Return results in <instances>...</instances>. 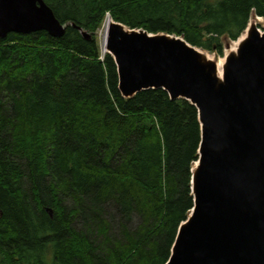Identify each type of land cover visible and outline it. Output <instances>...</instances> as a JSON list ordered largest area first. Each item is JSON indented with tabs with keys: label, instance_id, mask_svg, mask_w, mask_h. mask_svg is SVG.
Listing matches in <instances>:
<instances>
[{
	"label": "trees",
	"instance_id": "obj_1",
	"mask_svg": "<svg viewBox=\"0 0 264 264\" xmlns=\"http://www.w3.org/2000/svg\"><path fill=\"white\" fill-rule=\"evenodd\" d=\"M44 1L61 37H0V264H166L194 206L198 109L123 96L98 32L109 16L221 53L264 0Z\"/></svg>",
	"mask_w": 264,
	"mask_h": 264
},
{
	"label": "water",
	"instance_id": "obj_2",
	"mask_svg": "<svg viewBox=\"0 0 264 264\" xmlns=\"http://www.w3.org/2000/svg\"><path fill=\"white\" fill-rule=\"evenodd\" d=\"M38 30L61 37L65 26L44 0H0V37ZM245 31L220 75L218 61L180 35L109 23L104 50L123 96L163 88L198 109L194 206L166 264H264V30L249 22Z\"/></svg>",
	"mask_w": 264,
	"mask_h": 264
},
{
	"label": "rangeland",
	"instance_id": "obj_3",
	"mask_svg": "<svg viewBox=\"0 0 264 264\" xmlns=\"http://www.w3.org/2000/svg\"><path fill=\"white\" fill-rule=\"evenodd\" d=\"M256 16L257 15L253 14L251 19H250V22L255 24L256 23V18H257ZM259 17H261V16H259ZM107 18H108V16L105 18V20H104V22H103V24H102V26H101V28H100V30L98 32V40H99V44L101 46L100 48L103 49V50H104V43H103V37H102V29H103V26H104L105 21H106ZM262 18L264 19V17H262ZM256 26L261 31H263L264 30V21L256 23ZM245 32L246 31H244L243 35L246 34ZM238 41L239 40L231 41V40H228V39H223V52H221V53L208 51V50H205V49H202V48H199V47L198 48L202 52L206 53L208 55V57L213 58V59L217 60L218 62L224 63L226 55H228L231 50H235L236 49V46L238 45Z\"/></svg>",
	"mask_w": 264,
	"mask_h": 264
},
{
	"label": "bare ground",
	"instance_id": "obj_4",
	"mask_svg": "<svg viewBox=\"0 0 264 264\" xmlns=\"http://www.w3.org/2000/svg\"><path fill=\"white\" fill-rule=\"evenodd\" d=\"M264 21V19L262 17H257L256 18V23L258 22H262ZM111 22V17L108 16V18L106 19L105 21V24L103 26V29H102V37H103V43H104V49L106 47V38H107V30H108V26H109V23ZM244 33V32H243ZM246 33V32H245ZM243 36V35H242ZM239 42V41H238ZM237 47V46H236ZM222 64L221 62H218V67H219V70H220V75H222ZM194 165V164H193Z\"/></svg>",
	"mask_w": 264,
	"mask_h": 264
}]
</instances>
